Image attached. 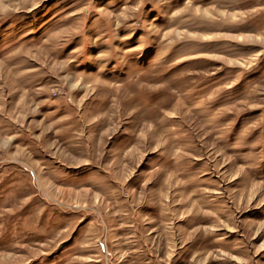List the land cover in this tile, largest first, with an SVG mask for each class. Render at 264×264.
<instances>
[{
    "label": "rangeland",
    "instance_id": "1",
    "mask_svg": "<svg viewBox=\"0 0 264 264\" xmlns=\"http://www.w3.org/2000/svg\"><path fill=\"white\" fill-rule=\"evenodd\" d=\"M0 264H264V0H0Z\"/></svg>",
    "mask_w": 264,
    "mask_h": 264
}]
</instances>
